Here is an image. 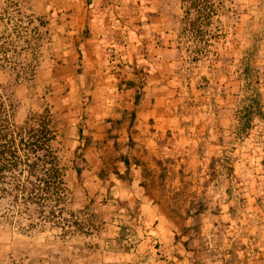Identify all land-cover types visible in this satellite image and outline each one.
<instances>
[{"label":"crops","instance_id":"obj_1","mask_svg":"<svg viewBox=\"0 0 264 264\" xmlns=\"http://www.w3.org/2000/svg\"><path fill=\"white\" fill-rule=\"evenodd\" d=\"M88 2L89 161L114 171L123 222L189 264L192 220L231 237L264 220V0Z\"/></svg>","mask_w":264,"mask_h":264},{"label":"rangeland","instance_id":"obj_2","mask_svg":"<svg viewBox=\"0 0 264 264\" xmlns=\"http://www.w3.org/2000/svg\"><path fill=\"white\" fill-rule=\"evenodd\" d=\"M88 5V0H0V88L5 85L18 100L16 123L28 113L50 109L58 132L54 146L66 175L65 193L74 211L70 219L84 228V233L63 235L59 228L24 234L0 227V264H172L179 259L180 252H171L174 257L150 235L138 233L132 218L124 220L123 230L124 212L109 202V194L117 191L114 171L89 161L90 93L79 85L84 81L81 49L87 35L79 16ZM22 71L34 76L9 83L10 73ZM72 165L83 167L81 185ZM255 206L264 213L261 199ZM212 221H204L201 234L200 220L194 219L188 234L180 236H187L184 254L189 264H264V234H248L264 220L238 218L232 237L227 223L206 225Z\"/></svg>","mask_w":264,"mask_h":264},{"label":"trees","instance_id":"obj_3","mask_svg":"<svg viewBox=\"0 0 264 264\" xmlns=\"http://www.w3.org/2000/svg\"><path fill=\"white\" fill-rule=\"evenodd\" d=\"M33 76V72L26 71L10 73L9 83L27 82ZM17 101L13 91L2 85L0 227L24 234L50 228L61 229L63 235L84 233L82 223L70 219L74 211L65 193L66 175L54 146L58 132L50 109L44 107L39 113H28L22 122L16 123L13 119ZM71 169L81 185L85 177L83 167L72 165ZM109 200L123 209V203L115 198Z\"/></svg>","mask_w":264,"mask_h":264}]
</instances>
